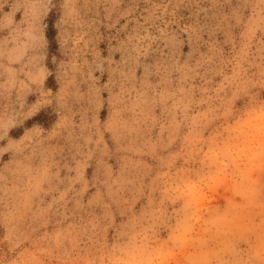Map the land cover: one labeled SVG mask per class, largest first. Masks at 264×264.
I'll use <instances>...</instances> for the list:
<instances>
[{
    "label": "rangeland",
    "instance_id": "374dc122",
    "mask_svg": "<svg viewBox=\"0 0 264 264\" xmlns=\"http://www.w3.org/2000/svg\"><path fill=\"white\" fill-rule=\"evenodd\" d=\"M0 264H264V0H0Z\"/></svg>",
    "mask_w": 264,
    "mask_h": 264
}]
</instances>
